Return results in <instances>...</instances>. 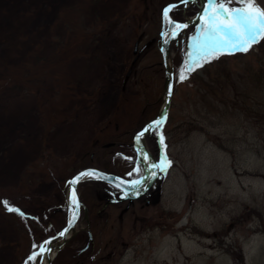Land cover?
<instances>
[{"label":"rangeland","instance_id":"obj_1","mask_svg":"<svg viewBox=\"0 0 264 264\" xmlns=\"http://www.w3.org/2000/svg\"><path fill=\"white\" fill-rule=\"evenodd\" d=\"M176 1L0 0L1 81L34 53L51 55L55 31L66 40L71 30H90L93 24L106 29L92 55L53 65L69 79H84L93 96L82 100L63 79V99L59 95L47 110L31 93L32 82L18 89L12 83L0 85V201L37 208L39 215L49 217L53 234L66 224L73 208L68 182L77 161L95 141L110 142L130 128L147 101L154 102L157 113L164 103L161 9ZM197 4L175 15L196 13ZM255 4L264 8V0ZM228 6L244 5L233 0ZM201 27L202 21L172 44L174 92L161 132L166 148L156 130L147 141L155 158L162 152L171 166L160 170L143 195L119 204L106 206L121 192L102 183L84 184L88 202L93 210H102L99 216L106 223L91 245L83 213L77 229L85 230L67 243L58 264H264V125L257 117L264 110V82L256 75L264 39L247 52H225L202 62L180 79L191 64L193 37ZM135 56L138 61L122 90ZM54 85L43 86L42 95L52 98ZM87 104L88 110L73 120L57 122L51 115L56 110L73 114ZM38 198L48 202L41 206L34 202ZM4 208L0 204V264H31L29 257L40 244ZM185 215L187 223L179 225ZM84 247L81 257L87 262L79 263L76 252ZM227 250L246 254L235 261ZM93 252L101 253L93 257ZM107 252H114L112 260ZM39 260L36 256L35 264Z\"/></svg>","mask_w":264,"mask_h":264},{"label":"trees","instance_id":"obj_2","mask_svg":"<svg viewBox=\"0 0 264 264\" xmlns=\"http://www.w3.org/2000/svg\"><path fill=\"white\" fill-rule=\"evenodd\" d=\"M86 29H88V27L82 28L81 31L71 30L66 40H63L61 37H58V33L55 31L53 39L57 45L51 55L48 56L46 54L44 55L43 53L41 55L34 53L28 63L24 64L23 66H20L14 72H7V76H4L3 81L0 80V85L12 83L11 85L13 87L11 85L9 86H11V88L18 89L19 87H23V84L32 82L36 86L31 93L38 95L37 99L40 101L41 107L47 110L56 103V98H58L59 95L63 99V92L65 91L62 86L63 79L67 80L68 83L71 85L67 88H71L70 91H72L73 88L74 90H77V95H79L82 100L84 98H87L88 95L93 96L94 93H91L90 91H88L87 88H84V79H82L81 77L74 78V80L69 79V77H65L66 75L63 74L60 69H53V65L55 67H57L58 65H62L65 61H68L69 59L77 55L80 58H86L89 55H92L94 51L93 45L104 37L103 34L106 29L98 30L96 29L95 24L92 25L90 30ZM262 47V57L259 60V67L256 73L258 77V82H264V44ZM95 55V57H100L97 53ZM50 58L54 60L50 61ZM55 81H57V83ZM51 83L56 85H54V89H52L54 90L52 98H49L45 94L42 95L41 89L43 88V86L48 87ZM72 85L74 87H72ZM75 85L77 87H75ZM71 94L75 95V91ZM43 99H45V101H43ZM85 102L86 100L84 101V103ZM144 106V110L141 111L137 119H135V123L131 125L130 128H127L120 134L114 136L110 142L97 143L95 141L92 150L87 152L85 156L81 157L74 165L76 170L75 172L85 167H97L125 178L137 176L142 170V165H139L137 161L136 152L133 147V136L148 121H150L157 115V110L155 109V104L153 101L150 103L147 101ZM88 108V104L85 106L81 105L79 108L74 109L75 112L73 114L57 112L56 110L53 111L51 115L55 118L57 122H61V119L62 121L73 120L82 110H88ZM257 117L261 124L264 125V110H259L257 112ZM46 135H48L47 130H45V136ZM137 169H139V171H137ZM92 183H102L108 186L109 188L115 190L114 187L103 182L95 181ZM81 192L82 200L87 205L90 212L91 228L93 235L95 238H97L99 232H102V228L100 226V213L93 210L94 207L91 203L88 202L89 197H87L85 191L81 189ZM4 201H8V199L0 201V204L5 207V211L8 207L11 206H20L24 210L23 215L19 214L18 212L7 211L5 212V215H8L10 219H13V221L17 223V226L21 227L26 233L31 235L33 238L37 239V241H42L44 238L50 235L49 221H47L44 217H36L37 208L28 209V207L25 206L23 202L18 203L15 201H8V205H5L3 203ZM36 201H39L41 206L42 204L47 203L46 200L41 199H34V202ZM227 252H233L234 257L236 256V259H238L237 257L239 254H237V252L232 250H227ZM240 257L242 259L241 255Z\"/></svg>","mask_w":264,"mask_h":264},{"label":"snow or ice","instance_id":"obj_3","mask_svg":"<svg viewBox=\"0 0 264 264\" xmlns=\"http://www.w3.org/2000/svg\"><path fill=\"white\" fill-rule=\"evenodd\" d=\"M182 3L187 4L190 0H181ZM233 3V0H207V7L203 9L201 13L202 27L199 30V35L193 37L194 40V53H189L191 64L186 70L180 72V79H186L185 71H194L196 67H201L202 62H208L211 59L217 58L218 55L232 54L233 52H247L252 46L258 43L261 39H264V8H260L255 4V0H240L243 7H229L228 5ZM166 8L164 10V16L167 18L168 13L171 10ZM173 29H183L188 27L187 24H179L170 21ZM172 35H177L174 30ZM167 43V41H165ZM164 119H158L153 123L147 125L137 136L136 141L139 143L141 138L147 133L153 130L155 125L157 128L161 127ZM160 144H164V136L161 133ZM143 152V148L141 149ZM144 159H149L147 153H144ZM172 161L167 159L166 154L161 157L158 164H153V168H159L161 171L170 167ZM139 171V169H137ZM155 175V173H152ZM94 177L96 179H106L102 173H98L95 170H89L80 173L72 181L68 183L72 185L71 203L74 206L71 219L68 221L67 227L60 233L63 236L73 226L78 218L79 212V200L76 196L75 184L78 183L83 177ZM134 184L143 183L142 180L134 181ZM8 205V201L3 202ZM10 212H20L19 209L14 207H8ZM23 215V213H21ZM49 243V242H45ZM50 251V249L40 247L38 253H34L29 259L34 260L37 255Z\"/></svg>","mask_w":264,"mask_h":264},{"label":"water","instance_id":"obj_4","mask_svg":"<svg viewBox=\"0 0 264 264\" xmlns=\"http://www.w3.org/2000/svg\"><path fill=\"white\" fill-rule=\"evenodd\" d=\"M196 0H190V2H194ZM201 1V11L198 14V16L194 17V18H189L188 20L184 21V22H175V23H179V24H187L188 27L183 28V29H175V31L177 32V35L173 36L171 31L169 36L167 38H165V27L163 26L162 28V32H161V37H162V41H161V53H162V64L164 66V70H165V84H164V104L159 112V114L157 115V117L155 119H153L152 121H150L149 123H147L136 135H135V145L137 146V141H136V136L147 127V125H149L150 123H153L154 121L158 120V119H162L166 116V119H164L162 126L160 127V130L163 128V126L166 124L167 120H168V116H169V110H170V106H171V99H172V95H173V88H174V71H173V66L171 63V43L177 39V37L179 36V34L186 30L187 28L197 24L198 22L201 21L200 17H201V13L203 11L204 8L207 7V2L205 3L204 0H200ZM189 2V3H190ZM184 4L181 1L178 3H174V4H170V6H177V5H181ZM168 7V8H169ZM173 7H171L172 9ZM170 12V11H169ZM163 17L164 13H163ZM172 25V24H170ZM165 41H167V43H165ZM138 48V43L136 44V49ZM131 74V70L128 72L126 79L124 81V87L128 81V78ZM156 128V126H153V129ZM151 132V131H150ZM150 132H147L144 137L149 134ZM161 159V157H160ZM160 159L158 162H155L154 164H158L160 162ZM153 164H151L149 167L146 168L145 173L136 181L142 180L143 183L141 184H134V181H129V180H124V179H118V176L102 171L98 168H94V167H89V168H85L83 170H81L80 172H78L77 174H75L69 181H72L76 176H78L80 173L82 172H86L89 170H95L98 173H102L106 179H102L103 181L112 184L114 186H116L117 188H119L120 190L123 191V193L126 195V198H131V195H136L138 191L141 190V188L147 183L148 181V186H150L152 184V182L154 181V179L156 178V175L158 173V171L160 170L159 168H153L152 167ZM155 170V175L151 176V172ZM85 178H87V176L83 177L78 183L75 184V191H76V196L79 200V212H78V218L75 222V225L73 226V228H71L68 232H66L63 236L60 235V233L67 227L63 228L60 232H58L55 236H52L50 238H48L46 241L49 243H45L43 242L41 244V246H43L44 248L50 249V251H45L43 252V257L44 255H46L47 257V261L48 264H53V260H52V255L51 252H58L59 250L63 249L65 244L69 241V239H71L70 233L72 232L73 235H75L77 232L75 231V227L77 225V222L80 218L81 215V209L86 207L83 204V202L81 201L80 198V194L78 191V186L79 183L84 181ZM124 181L125 183L129 184H123ZM70 190H71V194H72V185H70ZM71 219V218H70ZM69 219V220H70ZM40 246V247H41ZM40 250V248H39ZM39 250L37 252H39Z\"/></svg>","mask_w":264,"mask_h":264},{"label":"bare ground","instance_id":"obj_5","mask_svg":"<svg viewBox=\"0 0 264 264\" xmlns=\"http://www.w3.org/2000/svg\"><path fill=\"white\" fill-rule=\"evenodd\" d=\"M168 35H169V32L165 34V38L168 37ZM137 147H138L139 155L141 159L143 160V162L145 163V166H149L155 163L154 157L148 151L147 142H146V139H144V136L141 138V141L139 143L137 142ZM142 148H143V152L141 151ZM144 153H147L149 159L147 160L144 159ZM73 210H74L73 208L70 209V216H72ZM187 221H188V215H185V217L181 220L179 225H184L187 223Z\"/></svg>","mask_w":264,"mask_h":264}]
</instances>
